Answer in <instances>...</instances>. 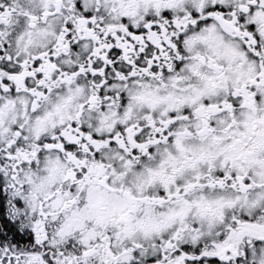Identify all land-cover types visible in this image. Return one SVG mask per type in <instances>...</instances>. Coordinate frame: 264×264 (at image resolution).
Returning <instances> with one entry per match:
<instances>
[{
  "label": "snow or ice",
  "instance_id": "snow-or-ice-1",
  "mask_svg": "<svg viewBox=\"0 0 264 264\" xmlns=\"http://www.w3.org/2000/svg\"><path fill=\"white\" fill-rule=\"evenodd\" d=\"M0 264H264V0H0Z\"/></svg>",
  "mask_w": 264,
  "mask_h": 264
}]
</instances>
